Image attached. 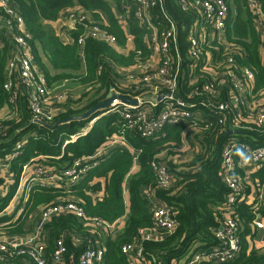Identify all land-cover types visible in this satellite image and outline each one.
I'll list each match as a JSON object with an SVG mask.
<instances>
[{
    "label": "trees",
    "instance_id": "obj_1",
    "mask_svg": "<svg viewBox=\"0 0 264 264\" xmlns=\"http://www.w3.org/2000/svg\"><path fill=\"white\" fill-rule=\"evenodd\" d=\"M8 1L14 3L24 17L29 33L28 44L48 85L53 87L70 80L82 86L83 90L75 97L48 104L56 108L51 120L32 122L33 111L28 94L15 88L10 91L4 88L13 40L0 27V158L10 162L12 173V182L6 186L8 191L0 199V237L26 235L34 230L43 209L57 200H75L84 208L88 218L114 223L117 227L125 220L122 231L115 237L109 233L104 238L71 212L54 215L43 226L48 253L54 251L56 238L63 237L67 249L65 264H79V256L95 241L96 235L103 242L101 264H130V257L123 254L122 246L139 241L142 233L154 226L151 209L158 198L171 208L178 224L176 230L161 241H142L147 262L155 264L153 256L156 255L162 257L166 264H177L192 251L216 245L215 230L229 215L225 203L230 191L221 176L224 146L230 142L264 146V127L227 130L219 124L221 114L215 111L208 122H202L196 128L190 123L167 124L155 138L145 137L136 130L126 132L130 149L115 147L103 158L91 160L94 166L76 184L69 185L64 179H54L50 186L30 185L26 200L23 198L24 208L17 218L14 220L17 212L4 213L17 192L25 164H41L54 173L55 169L71 166L76 159L93 156L109 136L120 130L123 117L117 112L103 114L107 109L96 112L88 119L53 126L59 120L82 114L106 100L110 87L117 83L115 67L134 65L138 50L149 53L140 20L132 18L130 34L118 20L116 5H126L133 16L134 5L125 4L129 0ZM229 1L236 7V16L229 18L227 35L243 47L237 57L238 62L252 70L253 81L249 90L256 93L264 89V61L258 51L256 17L245 0ZM76 4L81 5L91 19L103 22L104 14L106 24L103 28L116 36L117 46L127 48L126 52H119L114 46L92 37H87L83 45L78 44L77 38L84 31V24L71 30L72 41L64 43L52 23L59 19L63 11ZM167 5L180 23L193 18V11H182L177 0H167ZM130 37L132 44L129 46ZM186 89L190 90V87ZM13 91L17 93L16 102L11 101ZM242 114L243 119L248 120L244 122L250 124L247 113ZM92 121L85 135L71 141L72 135L88 127ZM185 139L191 141L187 150H196L197 153L185 165L187 168L180 170L173 159L180 155ZM163 150H167V157L160 160ZM245 155L242 148L235 149L236 161ZM155 160L165 162L174 172L175 180L170 187L163 188L157 183L152 168ZM146 188L149 189L148 195L145 194ZM31 214H35L37 220L29 227ZM239 214L244 225L242 249L234 259L222 264H264V246L250 248L247 240L248 236H253L251 224L254 219L249 205L243 203ZM13 263L12 258L0 262Z\"/></svg>",
    "mask_w": 264,
    "mask_h": 264
},
{
    "label": "built area",
    "instance_id": "obj_2",
    "mask_svg": "<svg viewBox=\"0 0 264 264\" xmlns=\"http://www.w3.org/2000/svg\"><path fill=\"white\" fill-rule=\"evenodd\" d=\"M245 2L256 17L258 51L264 61V0ZM177 3L182 11H193L190 21L180 23L171 13L167 0L126 1L125 4L134 5L133 16L127 11L126 5L115 6L120 20L125 22L128 33L132 18L140 20L141 27L145 30L144 43L149 50L148 54L138 50L134 65L115 67L117 83L116 86L110 87L107 98L114 95L116 98L103 114L117 112L123 117L124 123L117 133L107 138L93 156L76 159L67 168L55 169V172L51 173L53 171L44 165L25 164L20 175V185L24 182L28 185L50 186L54 179H64L69 185L76 184L94 166L95 163H91V160L103 158L115 147L130 149L126 132L133 130L145 137L155 138L167 124L190 123L196 128L198 124L208 122L214 111L221 114L219 124L227 130L264 127V89L256 93L250 92L252 70L239 63L237 58L243 47L227 35L228 21L232 17L231 11L234 7L231 1L177 0ZM80 8L81 6H75L66 12V28L69 31L84 24V31L77 38L78 44L83 45L87 37H92L114 46L119 52H126L127 48L117 46L116 36L103 28L106 24L104 18L103 22L91 19L90 14ZM0 27L12 36L13 40L7 61L8 78L4 88L9 91L15 88L28 94L33 111L32 122L51 120L56 108L49 105L62 102L70 96L75 97V93L67 89L57 93L55 86L48 85L28 44L29 33L24 17L17 6L8 0H0ZM131 44L130 37L128 45ZM187 87H190V90H187ZM123 98L133 101L128 102ZM16 100L17 93L13 91L11 101ZM243 112L251 119L250 124L244 122L248 120L243 119ZM91 125L72 135L71 141L85 135ZM190 142V139H185L181 151L187 150ZM18 146L20 147L21 143ZM239 147L246 155L236 161L234 153ZM190 151L197 153L196 150ZM41 157L47 159L45 156ZM160 160L153 161L152 168L157 183L163 188H168L174 182L175 174ZM262 166L264 167V146L252 147L247 143L234 142L225 144L221 176L230 191L225 203L229 215L215 230L218 243L209 249L192 251L177 264H222L239 254L244 229L239 208L246 203L249 191L247 171H250L251 167ZM5 176L12 182L10 162L0 158V178ZM6 186L0 183V199L5 194ZM145 194H149L148 188ZM251 209L254 215L251 224L254 233V230L264 229V180ZM151 211L154 226L142 233L139 241L122 246L123 254L135 259V264H150L144 257L143 240L161 241L177 228L178 222L171 208L161 199H156ZM70 212L100 232L104 238L117 228L114 223L107 224L88 218L84 208L75 200H57L43 209L40 220L30 233L17 234L12 238L0 237V262L12 258L13 264H65L67 249L64 238H56L55 249L49 254L43 226L54 215ZM251 237L248 236L247 239ZM94 240L79 256V264H101L104 255L103 242L96 235ZM153 261L155 264H166L162 257L156 255L153 256Z\"/></svg>",
    "mask_w": 264,
    "mask_h": 264
},
{
    "label": "crops",
    "instance_id": "obj_3",
    "mask_svg": "<svg viewBox=\"0 0 264 264\" xmlns=\"http://www.w3.org/2000/svg\"><path fill=\"white\" fill-rule=\"evenodd\" d=\"M231 3H233V2H231ZM231 16L232 17L236 16V7L232 8ZM102 17L106 20L104 14L102 15ZM119 17L120 16L118 15V20H119L121 26H123V28H125V30H126V25L124 24L125 22L120 20ZM67 23L68 22L66 19V11H63V15L61 14V17H59L58 20H56L55 22L52 23V26H53L56 34L60 37V39L64 43H70L72 41L71 31H69L66 28ZM60 27H62L63 29ZM162 152L163 153L160 155V157L161 158L167 157V151L163 150ZM180 152H181L180 155L176 156L173 159V163L178 164L177 169L183 170V169H186L187 167L182 166L181 158H183V156L186 157V155H190L191 158H193L195 154H193V152L190 150H185V151H180ZM250 169L251 170L247 171L248 173L246 175L247 177H249V181H248L249 191H248V195H247L245 204L249 205V208L251 209L252 203L257 199V194H258L259 189H260V184L264 180V167L263 166L259 167V168L251 167ZM2 176H4L3 173H2ZM0 179L3 181L4 186H6L11 181V179L6 178V176L3 178H0ZM15 197L16 196H14L13 199H15ZM12 202H13V200L11 201V203ZM5 210H4V213H5ZM251 211H252V209H251ZM252 213H253V211H252ZM263 214H264V212H263ZM124 221L125 220H122L121 222H119L118 227L115 228V230L112 232L113 237H115V235H117L119 232L122 231L121 229L123 227ZM2 237H6V236H2ZM251 239L253 240L252 242L254 245H252V243H250L249 244L250 248H252L253 246H255L256 248L263 247L264 246V229L263 230H254L253 236L251 238L247 239L248 242H250ZM135 263H136V260L130 257V264H135Z\"/></svg>",
    "mask_w": 264,
    "mask_h": 264
},
{
    "label": "rangeland",
    "instance_id": "obj_4",
    "mask_svg": "<svg viewBox=\"0 0 264 264\" xmlns=\"http://www.w3.org/2000/svg\"><path fill=\"white\" fill-rule=\"evenodd\" d=\"M75 6H81V5L76 4ZM75 6H73V7H75ZM80 9L81 10H84L82 6H81ZM68 10L69 9H67L65 11L67 12ZM62 15H63V12H62ZM60 28H62V27H60ZM55 88H56L55 89V92H57V93H59L61 90L67 89L71 93L79 94V93H82V90H83V87L82 86L77 85L76 83H74L73 81H70V80L69 81H66L65 83H62V84H60V83L59 84H56L55 85ZM90 124H92V122ZM85 128H87V127H85ZM85 128H83V129H85ZM191 159L192 158H191L190 155H186V157L183 156V158H181V160H182V166H185L186 164H188V162H190ZM176 165L178 166L177 163H176ZM0 183L2 184V181H0ZM22 183H23V185H20V182H19L18 189H17V192L15 194L16 197H15V199H13V202L10 203V205L5 210V213L6 214H12V213L17 212V214L15 215L14 220L17 218V216L19 215V213L21 212V210L24 208L25 200H26V197L28 195L29 188H30V185L25 184L24 182H22ZM26 185H28V186H26ZM5 191H8V188L7 187H6V190ZM36 220H37V218H36L35 214H31L30 215V219H29V221H30L29 227H31L33 225L34 221H36ZM6 237H8V236H6ZM252 241L253 240L251 239L250 242H249V244L252 243V245H254ZM253 247H255V246H253Z\"/></svg>",
    "mask_w": 264,
    "mask_h": 264
},
{
    "label": "water",
    "instance_id": "obj_5",
    "mask_svg": "<svg viewBox=\"0 0 264 264\" xmlns=\"http://www.w3.org/2000/svg\"><path fill=\"white\" fill-rule=\"evenodd\" d=\"M116 96H112V97H108L106 100H104L103 102L93 106L91 109H89L88 111L82 113V114H79V115H73L67 119H64V120H59L55 123V125L53 127H56L58 126L59 124L61 123H64V122H70V121H73V120H84V119H88L90 118L91 116H93L96 112L102 110V109H106L112 102L113 99H115ZM125 101H128V102H132L133 100L131 99H128V98H123Z\"/></svg>",
    "mask_w": 264,
    "mask_h": 264
}]
</instances>
